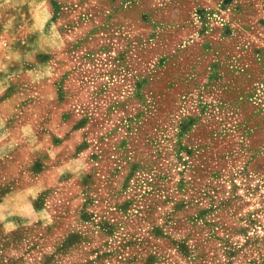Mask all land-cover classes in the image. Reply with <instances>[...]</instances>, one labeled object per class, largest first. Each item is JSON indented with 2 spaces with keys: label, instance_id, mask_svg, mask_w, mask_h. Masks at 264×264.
<instances>
[{
  "label": "rangeland",
  "instance_id": "obj_1",
  "mask_svg": "<svg viewBox=\"0 0 264 264\" xmlns=\"http://www.w3.org/2000/svg\"><path fill=\"white\" fill-rule=\"evenodd\" d=\"M0 264H264V0H0Z\"/></svg>",
  "mask_w": 264,
  "mask_h": 264
}]
</instances>
